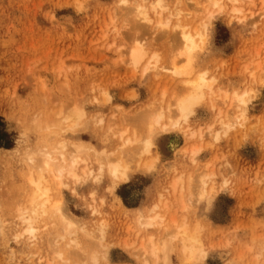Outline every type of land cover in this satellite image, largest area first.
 Here are the masks:
<instances>
[{
  "label": "rangeland",
  "instance_id": "rangeland-1",
  "mask_svg": "<svg viewBox=\"0 0 264 264\" xmlns=\"http://www.w3.org/2000/svg\"><path fill=\"white\" fill-rule=\"evenodd\" d=\"M167 1L173 9L176 0ZM116 2L0 0V121L12 145L0 147V264H46L48 259H52L51 264H60L48 249L45 238L33 242L21 234L22 223L16 211L17 205L25 203L27 169L18 165L11 149L33 140L34 135L27 128L30 118L34 114L47 115L59 101L71 103L76 97L80 98L87 117L97 113L107 120L115 105L131 111L153 95L155 83L150 76L130 70L131 66L125 62L127 53L123 54L131 44L132 29L120 28L125 11L114 9ZM239 5L243 18L229 10L207 17L205 12L192 7L191 0L178 3L182 22L190 27L201 21L206 23L209 41L197 65L200 71L207 69L223 89L244 88L249 81L250 61L256 58L255 51L260 49L258 57H264V16L257 17L264 4L261 6L259 0H254L251 5L243 0ZM142 34L141 37H145L143 45L149 52L156 51L163 64L174 42L172 32L166 36L156 32V38L153 29L148 32L143 29ZM119 43L126 49L119 47ZM163 73L160 78L156 77V101L163 98L162 89L173 90V81L166 71ZM258 75L264 76L261 72ZM260 80L253 82L255 92L248 104L250 126L230 129L217 141L206 130L204 133L205 146L198 164L215 163L218 173L214 180L218 192L207 200L202 212L194 213L204 221L200 234L207 255L202 264H264V78ZM100 90L110 94L109 103L103 105L93 100V97L100 99ZM221 99L217 97L215 104L213 99L203 103L192 122L208 123L218 108L227 109L228 104ZM211 104L216 109L214 112ZM87 124L85 128L65 132L56 128L54 133L67 141L86 140L97 149L114 147L116 138L109 136L106 142H101L97 125L89 121ZM175 136L179 148L183 140L177 130L159 137L152 149V154H160L153 172L132 171L127 182L112 191L108 189L111 182L106 175L98 180L88 176L76 185L52 182L53 197H62L68 213L85 222L86 228L95 227L100 218L106 220V239L113 245L108 259L100 264H141L130 249H123L116 243L127 236L135 237L134 231L126 228L129 222L116 195L121 189L127 200L124 202L119 195L123 204L134 207L148 202L155 192H164L171 168L168 165L177 162L178 157L174 154L177 148L165 151L163 147L167 138ZM183 161L186 172L200 170L188 159L183 158ZM224 180L226 184L220 188ZM91 193L94 198L90 197ZM67 239L68 236L60 240V250L64 258L76 257L71 247H66ZM82 244L89 242L82 240ZM246 246H251V250L247 251ZM41 257L42 263L38 262ZM70 260L69 257L67 264ZM170 264H181L175 251L170 254Z\"/></svg>",
  "mask_w": 264,
  "mask_h": 264
},
{
  "label": "bare ground",
  "instance_id": "bare-ground-1",
  "mask_svg": "<svg viewBox=\"0 0 264 264\" xmlns=\"http://www.w3.org/2000/svg\"><path fill=\"white\" fill-rule=\"evenodd\" d=\"M180 1L176 0L173 9L167 0H117V5H114V9L125 11V20L123 19L120 28L132 29L131 34L129 33L131 44L127 45L123 54L127 53L125 62L131 66L130 70L150 76L155 88L156 77L160 78L166 71V75L173 81V90L168 92L165 88L162 89L163 98L156 101L154 88L152 97L131 111L115 105L107 120L97 113L87 117L80 98L74 97L71 103L59 101L56 109L49 114H34L30 118L27 128L33 133V140L11 149L18 165L27 169V189L23 191L25 203L21 202L16 208L22 223L21 234L33 242L45 238L48 249L60 260V264H67L69 257L72 258L71 264H100V261L108 259L113 243L106 239V220L100 218L95 227L86 228L85 222L68 213L62 197H53L52 182L56 181L64 186L70 182L76 185L88 176L98 180L106 175L111 182L108 189L112 191L119 184L127 182L132 171L153 172L160 154H152V149L156 147L161 135H168L176 130L183 144L176 147L178 138L175 136L167 138L163 147L165 151L177 148L174 154L178 157L175 162L177 165H168L171 168L164 192H155L148 202L138 203L134 207L125 206L120 196L116 195L117 201L125 210L126 221L129 222L126 228L129 232L134 231L135 235L117 240L116 243L123 249H130L141 264H170V254L173 251L181 264H202L205 261L207 251L200 234L204 221L195 214L202 212L207 200L218 192L214 180L218 170L214 162L210 165L198 164L199 154L205 146L202 142L204 133L206 130L217 141L221 134L228 133L230 129L237 126L247 128L251 125L248 104L255 92L253 82L264 78L258 75L260 72L264 75V57H258L260 49L255 51L256 58L250 61L247 76L249 81H246L244 88H221L218 80L210 76L207 69L200 71L197 65L198 57L205 52L209 41L206 23L201 21L190 27L182 22L181 9L178 7ZM242 1L199 0L194 3L191 0V5L194 9L205 12L207 17L229 10L243 18V10L239 5ZM259 1L263 6V0ZM244 2L252 5L254 0ZM263 16L264 8L257 14L258 18ZM104 25L106 26L105 23ZM143 29L147 32L153 29L155 38L156 32L165 36L172 32L174 42L168 48L167 59L163 64L156 51L149 52L143 45ZM120 45L119 47L126 49L124 45ZM120 55L123 56L121 50ZM132 93L134 96V92ZM100 96V99L93 97V100L103 105L111 101L110 94L105 90H100ZM217 97H222L221 100L225 105L228 104V108H218L214 112L216 109L211 104L214 113H211L213 118L210 122H192L199 107L212 99L215 104ZM88 121L97 125L101 131V142H106L109 136L116 138V144L111 150L94 148L86 140L67 141L54 133L56 128L62 132L85 128ZM172 144L175 146H171ZM183 158L198 166L201 171L186 172ZM222 184L220 188H224L226 180ZM90 195L94 198L92 193ZM95 211L93 208V212ZM66 236L69 239L65 246L71 247L70 251L76 253V257L70 255L64 258L60 250L59 242ZM82 240L89 244H82ZM246 247L247 251L252 248ZM241 252L239 251L240 254ZM42 260L43 257L38 262L42 263ZM51 260L48 259L46 264H51Z\"/></svg>",
  "mask_w": 264,
  "mask_h": 264
},
{
  "label": "trees",
  "instance_id": "trees-1",
  "mask_svg": "<svg viewBox=\"0 0 264 264\" xmlns=\"http://www.w3.org/2000/svg\"><path fill=\"white\" fill-rule=\"evenodd\" d=\"M10 139H11L10 135L5 131L4 126L0 121V147H4V148L12 147ZM118 194L121 196L122 200L127 203L126 195L122 192L121 189L120 191L118 190Z\"/></svg>",
  "mask_w": 264,
  "mask_h": 264
},
{
  "label": "clouds",
  "instance_id": "clouds-1",
  "mask_svg": "<svg viewBox=\"0 0 264 264\" xmlns=\"http://www.w3.org/2000/svg\"><path fill=\"white\" fill-rule=\"evenodd\" d=\"M145 71H147V69H145ZM171 146H175L174 144H172Z\"/></svg>",
  "mask_w": 264,
  "mask_h": 264
}]
</instances>
